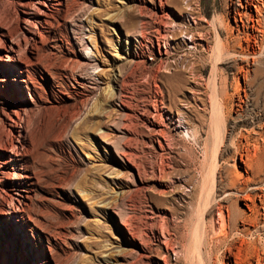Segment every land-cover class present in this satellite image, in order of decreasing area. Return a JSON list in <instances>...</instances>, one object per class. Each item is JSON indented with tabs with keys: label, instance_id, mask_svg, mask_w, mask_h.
Segmentation results:
<instances>
[{
	"label": "rangeland",
	"instance_id": "374dc122",
	"mask_svg": "<svg viewBox=\"0 0 264 264\" xmlns=\"http://www.w3.org/2000/svg\"><path fill=\"white\" fill-rule=\"evenodd\" d=\"M81 2L67 20L76 23L80 18L85 20L82 25L59 27L56 41L39 52L42 65H29L30 81L37 85L29 91L34 101L29 118L32 139L39 144L35 169L40 186L29 209L36 226L26 234L42 241L46 236L56 261L65 264H222L228 261L230 244L234 252L239 242L243 244L241 255L247 248L262 252L264 174L258 173V164L264 161V36L256 35L257 43L246 45L244 35L230 32L234 24L230 0H183L190 12L195 11L196 24L190 13L178 15L180 8L173 2L161 9L155 0L153 16L159 23L151 16L137 17V6L149 9L147 0H92L90 6L85 5L87 0ZM126 6L136 16L132 22L123 17L129 10ZM16 9L15 0H0V19L11 17ZM140 20L145 23L142 53L138 50V55L130 57L123 49V32L140 39ZM91 27L95 42L89 48L96 53L100 68L98 89L91 90L87 82L85 94L76 97L71 79L85 73L75 63L74 52L82 42L77 36L90 35ZM185 27L194 34V42L190 34H182L180 39L186 44L169 48L171 54L162 53L158 62L159 54L150 52L152 41L157 50L155 37L164 34L174 45ZM60 39L62 45L69 40L72 48L59 47ZM119 54L126 58L117 59ZM20 57L25 58V53ZM46 61L54 63L52 79L39 77ZM61 64L66 68L61 69ZM189 66L195 68V81L187 73ZM119 70L116 88L111 74ZM171 75H176L174 93L164 79ZM119 90L127 107L113 104ZM215 94L224 102V124L208 122L212 115L218 121L222 116L217 109L212 112ZM14 99L4 81L0 82V118L1 109ZM153 107L155 125L149 122ZM175 110L188 113V135L183 127H176ZM203 120L202 133L199 123ZM99 131L107 143L99 142ZM204 133L211 136L208 142ZM223 136L216 193L231 192L215 202L209 195L208 205L198 194L202 178L210 177L212 151ZM238 153L246 156L250 168L239 161ZM229 179L236 181V187L228 186ZM246 185L250 189L242 191ZM209 187L205 188L208 193ZM244 194L253 197L251 209L243 203ZM216 202L232 209L227 235L219 229ZM208 207L212 212L203 227L199 218ZM4 227L0 219L1 238L20 235ZM201 238H205L203 245ZM29 240L33 246L31 236ZM16 253L10 255L13 264H24L14 258Z\"/></svg>",
	"mask_w": 264,
	"mask_h": 264
},
{
	"label": "bare ground",
	"instance_id": "6f19581e",
	"mask_svg": "<svg viewBox=\"0 0 264 264\" xmlns=\"http://www.w3.org/2000/svg\"><path fill=\"white\" fill-rule=\"evenodd\" d=\"M81 1L82 0H80L79 3L82 4L83 2ZM87 1L89 2V4L86 3L85 5L90 6L92 0H87ZM126 1L132 2L134 0H126ZM147 1L150 3L149 9L147 11L142 6L141 7L137 6L136 7L137 9L133 8L136 9L137 11V17L146 16L150 18L151 16L154 23L156 22L159 23L160 19L156 21L155 20L156 18H154L156 17V15L153 16V14H155L153 10L156 9V3H154L155 0H147ZM157 1H158V6L161 9L164 5H169L167 4V2H173L174 6L180 8V11H176L178 15L184 16L187 13H190L191 14L190 18L192 19L193 23L194 24L197 23L198 18L193 15L195 11L190 12L191 9L188 8L189 4L186 3L188 7H185L182 4L183 0H157ZM79 3L72 0H15V6H17L16 9L17 11L15 12L14 10L15 14H13L11 17L6 16L0 19V49L3 51V55L0 54V82L4 81L6 86L9 88V90L12 92V94L15 97L13 102L8 103L5 107L1 109L2 117L0 118V219L2 225L20 234V235H15L18 238L14 236L11 237L5 236L3 239L0 237L1 263H4L5 260L6 264H13L12 260L10 259V255L13 252H17L16 254H14L15 256L14 258L17 257L19 260L23 261L24 264H65L64 262L58 263L56 261V258L52 254L51 247L49 245V239L46 236H44L42 241L40 237L37 240L35 238L36 236L34 237V235L31 233L30 236L31 238H33V246H32L29 242L30 236L26 234V230H31L32 226H36L35 222L32 220L31 216L29 215V209L33 201L35 190L40 186L39 184L40 175L38 171L35 169L36 168L35 156L39 151L38 150L39 144L32 139L31 131H30V118H29L30 115L29 112H31L30 105L34 104L33 99L29 95V91L30 88H32L33 90L36 89L37 85L35 84V82L30 81L29 65L31 64L42 65L40 61L41 59L39 58V52L46 45H49L48 43H52L56 41L55 32L59 27L62 26V27L70 28L73 26L75 27L78 24L80 26L82 25L83 21L85 20L82 21V19L80 18L79 19L77 18L76 23L69 22L67 20L68 16H70L73 13L71 11H73L75 7L77 6L79 7L80 5ZM123 4L126 5L124 2ZM127 8L129 9V6ZM228 8L231 14L233 13V15H231V19L234 21L233 27L231 26L229 28L230 32H235L237 36L244 35V41L246 45L249 42L255 45L256 35H259L260 37L264 36V0H230V2H228ZM84 9L86 8L84 7ZM129 10L127 14L124 13L125 15H123L126 22H132L133 19L136 18V16L131 12V10L130 11ZM139 23H140V27L137 30L138 31L137 35L140 36V39L137 38V36L131 35L130 33L123 32V37H124L123 49L126 51L125 52L126 55L130 57L138 55L139 54L138 50L140 53H142V50L140 48L143 46L142 39L144 36L143 30L145 29V23L142 20H140ZM184 23L185 22H183V25ZM163 25H167V24L164 23ZM90 30H91L90 35L87 34L88 36L87 35L85 36L84 34L86 33L84 32H82L81 34L78 33L79 35L77 34L78 35L77 37L80 38L82 42L81 44H78V47L74 52V56L76 58L75 63L81 66L85 70V73L77 74L76 76H73L71 79L70 82L71 90L74 96L76 97H78L77 95L79 94H85L83 90L86 89L87 82L91 84L89 86L91 90L98 89L97 88L99 84L98 71L100 68H98L99 64H98V59L95 55L96 53H94V51L91 50V48H89L90 46L92 47V44H94L93 42H95L94 31L92 27L90 28ZM246 32L251 33V35L247 34ZM174 34L175 33H173L172 35ZM182 34H186V35L190 34L191 40L192 42H194L193 41L194 34H192L189 30L187 31L186 27L182 29V32L178 37L179 39L181 38ZM159 38H162L161 40L164 41V45H162L164 47V51L160 49ZM174 39L177 40L176 38ZM155 40L157 43V50L156 49L154 50V42L152 41L150 52L153 54L156 53L159 54V57L157 58L158 62L161 60L160 56L162 53L171 54L168 51L169 48L175 50L178 47V45L186 44L185 42H183V40L180 39V42H176L174 45H171V43L168 42L164 34L156 36ZM59 41L61 42L59 47L65 48L67 50H70V48H72V45L70 44L69 40H65L64 42L65 45L63 44L64 46L62 45L63 40L60 39ZM258 48H260V45ZM258 51L260 50L258 49ZM22 52L25 53L26 55L25 58L20 57V54ZM253 54H256V52H253ZM116 57L117 59L120 60L126 58L123 54H119V56L117 55ZM45 63H44L45 65L43 64L44 73L39 75V77L41 79H45L48 77L52 79V74H53L52 66L54 63L50 61H46ZM65 68H66L65 65L61 64V69H65ZM167 68L168 69L170 68L169 65L167 66ZM187 68H188L187 73L189 77L192 78L193 81H195L196 80L195 68L193 66H189ZM215 71H216V67L213 66L212 68L213 84H215V78H214ZM119 75H120V70L119 73L114 72L113 74H111V81L114 83L116 88L118 87L117 83L119 81L118 79ZM175 77L176 75L164 77V79L166 80L169 86L170 93H174L177 89L174 83ZM120 88L121 87L119 84V89ZM91 90H86V91L89 92ZM191 94H193L192 95L193 98L197 99L195 93H191ZM26 95L28 97H26ZM16 97H17V102H16ZM113 102H114L113 104H115L116 106L127 107L126 106L127 99L125 95L121 93L120 90L116 94V97L113 99ZM202 105L204 106V104ZM189 108L190 110L192 109V107ZM211 108H212V112L216 111L215 109H217L222 114V116H220L218 121V119L215 118L216 116L213 117L212 115V117L209 118L210 120L208 119L209 120L208 122L210 124H215L216 122L222 121L224 124V121L226 120L225 117L226 115L223 112L224 102L221 98V95L219 96H216V94L213 95V103ZM175 114L177 117V119L175 120L177 124L176 127L177 128L183 127V130H185V134L188 135L189 134L188 130L190 129V124H189L190 118L188 113L185 111L182 112L179 110H175ZM169 119L171 120L173 118H171L170 116ZM155 120H157V111H156V107H153V112H151L149 116V122L152 125H155L156 124ZM204 121L206 120H203V123H199V130L202 133L204 129L203 126ZM204 131L206 132V130ZM103 133H104L103 131H99V135H98L99 142H101V144L107 143L104 139L105 134ZM204 135H205L204 141L206 142L211 136L207 133H204ZM219 142L220 144H218L212 151L211 160L213 162L211 164L212 167L210 168L211 169L210 177L205 174L206 177L207 176L209 177V179L207 180L208 177L207 178L205 177L206 179L202 178L201 181L202 184L198 194L199 199L202 198L203 203L205 201L206 204L209 203L208 200L210 198V197L208 198L209 195H212L210 198L211 201H213L215 198L221 200L224 199L223 198L224 196L228 195V193L231 192V191L223 190L219 194L216 193L217 184L218 182H220L221 179L218 159L220 158L221 148L225 147L224 136ZM231 143H233V141ZM168 144L169 145L171 144L170 141L168 142ZM159 147H162L160 143H159ZM237 155H239V161L244 163L246 168H250L248 166L249 164L247 165L245 161L246 156H244L241 153H238ZM258 173L264 174V161L262 159L258 164ZM206 186L207 187L210 186L209 191L211 192L209 193L211 194L207 192L208 188L205 189ZM228 186H232V188L236 187V181L234 179H229ZM248 189L250 188H248V186L246 185L244 186V188H242V191L246 192ZM226 192L228 193L226 195H223ZM247 200H249L250 204L247 202ZM243 203L245 204V206L250 208L251 205H254L253 197L250 194H244ZM215 204L217 205L218 216H219L218 219L221 225V228L219 229H222L223 235H227L228 234L227 227H228V223H230V218L232 217V209L230 206L218 202H216ZM209 207L204 211L201 210L203 212H201L199 220L201 221L203 227L205 225L206 217L211 216L212 209H209ZM197 212L199 213L200 211L198 210ZM198 240L199 243H201L202 245L205 244V238L204 239L201 238ZM44 241L46 243H44ZM55 242L58 243L56 240ZM132 244L136 245V242L133 240ZM238 244L239 245L237 246L236 251L234 252H232V249L230 248L231 247L230 244L228 251L226 250V252L229 253V256H227L229 257L228 261L227 263L221 262L222 264H264V250L262 252H259L256 249L247 248L244 251V255H241L243 244L242 242H239ZM196 249L198 248L196 247Z\"/></svg>",
	"mask_w": 264,
	"mask_h": 264
}]
</instances>
